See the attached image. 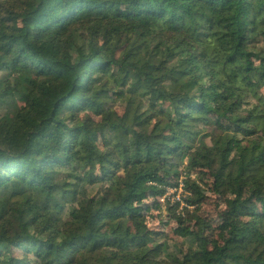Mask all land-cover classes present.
<instances>
[{
  "label": "trees",
  "instance_id": "trees-1",
  "mask_svg": "<svg viewBox=\"0 0 264 264\" xmlns=\"http://www.w3.org/2000/svg\"><path fill=\"white\" fill-rule=\"evenodd\" d=\"M261 45L264 0H0V110L25 103L0 116V264H264ZM12 68L33 76L22 93ZM111 90L138 110L107 118ZM149 96L171 108L147 134ZM186 157L192 206L207 176L233 198L223 245L199 215L175 231L182 261L137 204L178 187Z\"/></svg>",
  "mask_w": 264,
  "mask_h": 264
},
{
  "label": "rangeland",
  "instance_id": "rangeland-1",
  "mask_svg": "<svg viewBox=\"0 0 264 264\" xmlns=\"http://www.w3.org/2000/svg\"><path fill=\"white\" fill-rule=\"evenodd\" d=\"M151 45V44H150ZM146 46L144 51L150 46ZM152 46V45H151ZM262 47L264 45H261ZM127 48L124 47L119 57L122 58L127 53ZM1 71V69H0ZM12 73L11 82L13 86L19 91L24 92L27 83H25L22 76L25 78H32V75L28 73L16 72L14 68L10 70ZM4 73L1 71L0 76ZM257 80V78H256ZM16 83L19 87H17ZM253 97L261 95L264 97V88L257 85L251 91ZM109 107L111 112L107 118L115 121L117 117H121L126 112L130 103H134L131 109V116L138 110L139 99L137 96L127 95L126 97H119L116 95V91L111 90L110 92ZM146 105L144 104V110H148L146 120L148 123L142 127H139L140 132L150 134L153 130V126L158 118H164L165 113L171 108V101L163 97L149 96ZM25 106L21 100H16L10 103L6 108L0 110V116L6 117L8 120H12L16 117V114ZM144 112V111H142ZM86 116H91L96 121H101L104 117L98 116L96 111L87 110V113L81 114L80 119H84ZM200 129H203L206 133L211 134L216 132L215 126H204L200 125ZM206 142L211 147V140L207 139ZM100 146L104 148L105 144L100 140ZM201 168L198 167L192 157H186L180 164L179 173L181 175L180 182L191 178L192 180L199 181V173ZM205 199L201 206L198 208L192 206L189 201L192 198V193L185 189V187L174 186L167 187L163 194H152L144 202L137 204L142 209L143 220L151 231L161 232L163 236L157 239L152 245V248L160 247L163 256L167 250L176 255L180 260L183 261V255L188 253L189 246L186 243V239L181 237L175 231L180 228H192L194 226V216L199 215L205 223L204 226V239L211 248L217 245H223L224 240L227 237L226 221L230 217L231 201L233 196L228 194L225 189H220L218 192L214 190L213 179L210 176L205 178L204 183H200ZM98 188L90 190L91 194H94ZM175 214V215H174ZM178 216L184 221L182 223L173 218ZM249 220V218H246ZM261 239L259 236L258 240ZM184 250L181 252L179 249Z\"/></svg>",
  "mask_w": 264,
  "mask_h": 264
},
{
  "label": "built area",
  "instance_id": "built-area-1",
  "mask_svg": "<svg viewBox=\"0 0 264 264\" xmlns=\"http://www.w3.org/2000/svg\"><path fill=\"white\" fill-rule=\"evenodd\" d=\"M179 186H181V187H184V183H183V182H181Z\"/></svg>",
  "mask_w": 264,
  "mask_h": 264
}]
</instances>
